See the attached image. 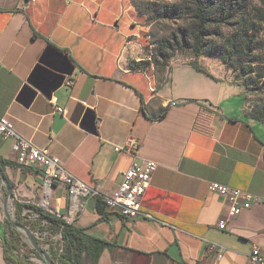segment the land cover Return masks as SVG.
<instances>
[{
	"label": "crops",
	"instance_id": "crops-1",
	"mask_svg": "<svg viewBox=\"0 0 264 264\" xmlns=\"http://www.w3.org/2000/svg\"><path fill=\"white\" fill-rule=\"evenodd\" d=\"M139 18L131 0H0V117L104 193L119 188L133 163H157L142 202L155 220H129L99 198L83 199L67 223L99 243L83 264H252L253 247L264 252V125L245 115L247 88L217 59L173 63L164 76L133 70L131 61L145 60ZM133 140L137 157L116 151ZM0 161L18 204L35 205L43 170L20 167L13 141L1 136ZM211 182L262 200L221 230L228 202ZM68 206L57 185L47 212L65 215ZM7 238L3 226L0 264H14ZM208 242L224 249L221 260Z\"/></svg>",
	"mask_w": 264,
	"mask_h": 264
},
{
	"label": "trees",
	"instance_id": "trees-1",
	"mask_svg": "<svg viewBox=\"0 0 264 264\" xmlns=\"http://www.w3.org/2000/svg\"><path fill=\"white\" fill-rule=\"evenodd\" d=\"M131 2L135 6V0ZM149 7L152 11L144 9L139 11V15L154 13L163 20L174 21L178 27L159 45L157 54L139 62L131 61L130 67L133 70L145 71L153 66L152 59L159 66V58L166 62L176 53L188 52L192 58L210 57L232 68L237 72L235 80L245 78L246 87L250 91L262 89L264 0H182L178 5L157 7L153 3ZM158 74L165 75L162 72ZM254 118L262 120L264 109L255 114ZM5 165L0 161V169L7 177ZM10 186L13 189L11 183ZM24 207L39 214L40 224L49 223L50 229L61 234L62 253L60 249L51 251L52 259L58 264H83L82 254L89 252L91 244H99L94 239L85 238L80 231L36 205L17 204L18 212L21 213ZM10 232H7L9 238L6 239L7 256L14 264H31L29 254L23 251L18 231L11 229Z\"/></svg>",
	"mask_w": 264,
	"mask_h": 264
},
{
	"label": "built area",
	"instance_id": "built-area-1",
	"mask_svg": "<svg viewBox=\"0 0 264 264\" xmlns=\"http://www.w3.org/2000/svg\"><path fill=\"white\" fill-rule=\"evenodd\" d=\"M37 0H31L35 3ZM60 113L65 112L61 107L56 108ZM0 136L3 140L13 141V150L16 155V162L23 168L40 167L43 170V191L38 198V207L46 211H50L52 191L54 187L63 186L67 189L69 206L65 215L55 213V215L63 219L66 223H71L76 215L82 211L85 197L99 198L111 212H117L126 219L133 220L142 216L149 220H155L153 214L144 212L142 202L148 189L151 187L154 174L158 168L157 163L150 160H142L133 163L124 173L119 188L110 193H104L91 189L83 181L74 177L62 165L59 158L53 156L49 149L39 148L31 141L20 136L15 128L13 121L8 117H0ZM122 149L116 148V151L127 150L129 153L137 157L139 144L133 140ZM209 190L221 195L227 199L228 211L227 216L222 219L218 227L223 230L226 228L227 222L233 220L239 215L242 209H249L253 203L260 202L262 199L246 191L238 190L228 185L218 182H211ZM34 205V204H33ZM21 214L28 217L35 214V218H39V214L28 208H23ZM60 237L61 234H60ZM205 249L209 253H214L217 260L223 257L224 249L217 244L208 242ZM62 253V249L60 250ZM249 260L252 264H264V252L260 247L254 246L249 254Z\"/></svg>",
	"mask_w": 264,
	"mask_h": 264
},
{
	"label": "rangeland",
	"instance_id": "rangeland-1",
	"mask_svg": "<svg viewBox=\"0 0 264 264\" xmlns=\"http://www.w3.org/2000/svg\"><path fill=\"white\" fill-rule=\"evenodd\" d=\"M182 0H135V11L138 16H140V24L143 28V32L141 34V46L140 55L144 57V59L151 58L153 54L158 53V48L163 40L170 35V32L173 29L178 27L172 20H163L157 14H149L146 16L139 15V11L147 9V11H152L149 7L151 4L157 5V7H164V6H173L178 5L181 3ZM264 32V30H263ZM262 32V34H263ZM264 39V36H263ZM261 55L264 58V43L262 44V51ZM192 58L191 54L188 52H179L176 53L173 58H169L166 62L159 58L160 65L157 66L154 64V59H152V67L154 68L155 72L158 74L162 72V74L166 73V69L173 63L177 62H188V60ZM167 63V66L166 64ZM227 71L231 74V76L235 79L237 72L232 68L227 67ZM258 72L259 69H256ZM255 70V71H256ZM245 78L244 80H239L240 83L245 85ZM263 84L261 90H253L250 91L247 87V97L245 103V115L253 120L255 114L259 113L261 109H264V80H261ZM264 125V118L262 120H256ZM38 200L34 203L38 204ZM18 201L15 197L13 192L12 199H9V196H6V191L4 186H2V182L0 181V229L1 227L5 226L6 231L11 234V229H15L12 224L7 220L5 215L6 212L14 218L17 223H21L29 228L33 233L34 236L37 238L40 247H42L52 258L51 251L59 250L61 246V237L60 233L57 231H53L48 227V225H42L39 223V218L37 217L36 220L33 219L29 220L27 215L23 216L21 213L18 212L17 209ZM5 208V210H4ZM42 232H45L42 233ZM18 237L22 243L23 251L29 254V262L31 264H48L46 259L42 257L30 244L28 237L23 233L18 231ZM61 250V249H60ZM59 250V251H60ZM55 264H58L56 260H54Z\"/></svg>",
	"mask_w": 264,
	"mask_h": 264
},
{
	"label": "water",
	"instance_id": "water-1",
	"mask_svg": "<svg viewBox=\"0 0 264 264\" xmlns=\"http://www.w3.org/2000/svg\"><path fill=\"white\" fill-rule=\"evenodd\" d=\"M0 181L2 182V186H4V189L6 191V196L13 197V189L10 186V181L7 177H5L4 172L0 169ZM5 210V208H4ZM5 215L7 220L12 224V226L19 232H23L30 242V244L33 246V248L46 259L48 264H55L54 260L49 256V254L39 245V242L37 238L34 236V233L27 228L25 225L21 223H17L14 218H11V216L6 212Z\"/></svg>",
	"mask_w": 264,
	"mask_h": 264
},
{
	"label": "bare ground",
	"instance_id": "bare-ground-1",
	"mask_svg": "<svg viewBox=\"0 0 264 264\" xmlns=\"http://www.w3.org/2000/svg\"><path fill=\"white\" fill-rule=\"evenodd\" d=\"M9 199H11V197H9Z\"/></svg>",
	"mask_w": 264,
	"mask_h": 264
}]
</instances>
